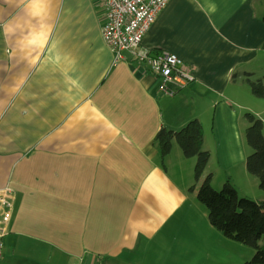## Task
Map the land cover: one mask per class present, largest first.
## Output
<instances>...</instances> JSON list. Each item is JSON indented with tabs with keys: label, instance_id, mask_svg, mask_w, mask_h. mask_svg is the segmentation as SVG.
Wrapping results in <instances>:
<instances>
[{
	"label": "crops",
	"instance_id": "obj_1",
	"mask_svg": "<svg viewBox=\"0 0 264 264\" xmlns=\"http://www.w3.org/2000/svg\"><path fill=\"white\" fill-rule=\"evenodd\" d=\"M104 21L101 0H0V195L13 197L0 264H152L149 249L138 258L148 245L156 259L210 250L195 158L175 140L162 157L155 139L194 118L204 174L264 199L245 165V113L264 123V98L244 81L264 75V0L168 1L142 47L192 71L174 95L129 52L115 61Z\"/></svg>",
	"mask_w": 264,
	"mask_h": 264
},
{
	"label": "trees",
	"instance_id": "obj_2",
	"mask_svg": "<svg viewBox=\"0 0 264 264\" xmlns=\"http://www.w3.org/2000/svg\"><path fill=\"white\" fill-rule=\"evenodd\" d=\"M262 48L264 49V41ZM244 81L249 84L256 97L264 98L262 78H255L252 73L246 72ZM245 116L249 122L245 137L251 147L245 165L249 173L257 176L259 187L264 190V123L253 113L246 112ZM155 139L160 146L162 157L170 152L172 142L175 140L186 157L195 158L194 181L200 182L197 198L208 208L210 224L228 237L255 248L256 257L264 255V199L257 201L241 196L229 177L220 190L213 188L211 174H204L209 151L202 148L201 122L196 118L191 119L179 130L161 127ZM242 264L258 263L252 259Z\"/></svg>",
	"mask_w": 264,
	"mask_h": 264
},
{
	"label": "built area",
	"instance_id": "obj_3",
	"mask_svg": "<svg viewBox=\"0 0 264 264\" xmlns=\"http://www.w3.org/2000/svg\"><path fill=\"white\" fill-rule=\"evenodd\" d=\"M169 0H101L105 21L101 36L113 52L115 61L125 59L129 52L133 60L156 75L158 87L168 95H174L194 79L192 71L184 68V61L168 50H151L142 47V41L157 14ZM11 191L0 195L3 205L0 215V256L4 247L5 227L12 213Z\"/></svg>",
	"mask_w": 264,
	"mask_h": 264
},
{
	"label": "rangeland",
	"instance_id": "obj_4",
	"mask_svg": "<svg viewBox=\"0 0 264 264\" xmlns=\"http://www.w3.org/2000/svg\"><path fill=\"white\" fill-rule=\"evenodd\" d=\"M261 76L263 77V81H264V75H261ZM246 112L253 113L255 114V116L262 118V113H254V111H246ZM212 168L213 169L216 168L215 162L212 164ZM224 182L220 183L219 181L216 183V181L214 180L213 183L211 182V184L214 189L220 190L223 187ZM254 187L256 189H261L259 188V181L257 182L256 180V184L254 185ZM249 188L252 189V185H250ZM249 188L248 190H250ZM260 191L264 193V190L261 189ZM238 192L241 196H247L255 200L252 191H250L252 193L251 195H245L242 193L243 191L239 189H238ZM202 205H203L204 211H206L208 214V208L206 207L205 204H202ZM213 231H214L213 234L206 235L205 233H203L201 237L203 239L206 238L208 240L209 242L208 246L210 250L201 248L200 250L193 252L191 248H188V251L184 252L183 255H177L176 253L171 252L169 250L161 254L158 257V259H156L158 255L154 254L153 252L156 251V248L154 247L157 244L148 245V248L144 251V254L142 250H140L138 254L139 262L140 263L142 262V259H144L149 249V253L151 254H148V257L151 258L152 264H242L243 262L249 261L252 259H254L255 262L258 264H264V255H259L256 257V249L253 248L252 246L238 242L228 237L222 231H219V230H213ZM215 233H218V234H215ZM174 244L176 243H171L173 250H174L173 248Z\"/></svg>",
	"mask_w": 264,
	"mask_h": 264
}]
</instances>
